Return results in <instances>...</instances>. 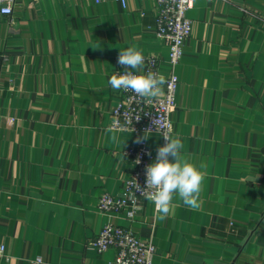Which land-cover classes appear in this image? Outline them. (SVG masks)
<instances>
[{
  "label": "crops",
  "instance_id": "1",
  "mask_svg": "<svg viewBox=\"0 0 264 264\" xmlns=\"http://www.w3.org/2000/svg\"><path fill=\"white\" fill-rule=\"evenodd\" d=\"M156 5L16 0L0 14V264H111L117 249L93 244L110 222L153 241V264H264V0H195L188 12L172 135L205 166L200 207L177 196L163 221L146 199L134 219L98 209L124 189L125 149L144 135L106 131L120 48L168 63ZM150 134L157 151L162 135Z\"/></svg>",
  "mask_w": 264,
  "mask_h": 264
},
{
  "label": "built area",
  "instance_id": "2",
  "mask_svg": "<svg viewBox=\"0 0 264 264\" xmlns=\"http://www.w3.org/2000/svg\"><path fill=\"white\" fill-rule=\"evenodd\" d=\"M15 1L0 0V14H13ZM94 1L100 3L103 0ZM116 1H121L125 6L127 4V0ZM194 2L195 0H157L156 34L169 43L168 63L165 65L158 55L144 54L145 63L140 71L146 73L151 70L163 74L167 83L161 95L152 103H146L132 92L119 90V101L112 113L110 124L113 129L139 135L150 128L151 133L161 134L170 126V134H173L175 126L172 115L181 83L177 67L183 57L184 41L193 31V21L188 12ZM122 71L124 68L120 67L114 73ZM154 120H156V126L153 123ZM162 139V146H164L163 136ZM125 155L129 161V172L124 189L117 194L104 193L100 197L98 209L108 213L121 212L130 219H134L142 208V200L146 199L142 191L138 190L137 183L141 188L146 185V165L155 161L157 151L149 145L147 140L142 143L135 141L125 149ZM93 244L97 246L100 253L112 247L117 249L111 264H153L157 252L153 241L138 236L131 228L111 222L100 230L93 239ZM5 249L4 244L0 245L1 255L5 253Z\"/></svg>",
  "mask_w": 264,
  "mask_h": 264
},
{
  "label": "clouds",
  "instance_id": "3",
  "mask_svg": "<svg viewBox=\"0 0 264 264\" xmlns=\"http://www.w3.org/2000/svg\"><path fill=\"white\" fill-rule=\"evenodd\" d=\"M117 62L123 66L124 71L111 75L108 84L112 89L132 92L146 103H152L161 95L167 79L158 72L140 71L145 63L142 50L135 45L120 48ZM153 123L156 126V120ZM106 131L114 133L112 127ZM151 132L150 128L145 129L144 135L137 137L136 143L147 140ZM170 132L169 126L167 131L161 133L165 144L157 149L155 161L146 165V185L141 188L137 183L138 190L154 205L158 218L162 221L172 212L173 201L177 196L186 207L198 209L205 179V166L189 161L182 153L184 146L181 139ZM111 139L116 141L117 136L113 134ZM28 264H43V258L36 256L35 259L29 260Z\"/></svg>",
  "mask_w": 264,
  "mask_h": 264
},
{
  "label": "rangeland",
  "instance_id": "4",
  "mask_svg": "<svg viewBox=\"0 0 264 264\" xmlns=\"http://www.w3.org/2000/svg\"><path fill=\"white\" fill-rule=\"evenodd\" d=\"M168 54H169V51H168Z\"/></svg>",
  "mask_w": 264,
  "mask_h": 264
}]
</instances>
